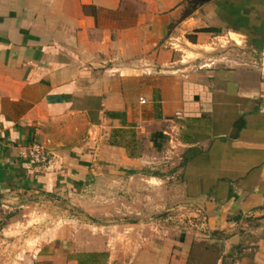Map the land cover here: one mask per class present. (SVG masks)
<instances>
[{
  "label": "crops",
  "instance_id": "obj_1",
  "mask_svg": "<svg viewBox=\"0 0 264 264\" xmlns=\"http://www.w3.org/2000/svg\"><path fill=\"white\" fill-rule=\"evenodd\" d=\"M263 53L264 0H0V264H264ZM51 196L146 231L23 229Z\"/></svg>",
  "mask_w": 264,
  "mask_h": 264
},
{
  "label": "rangeland",
  "instance_id": "obj_2",
  "mask_svg": "<svg viewBox=\"0 0 264 264\" xmlns=\"http://www.w3.org/2000/svg\"><path fill=\"white\" fill-rule=\"evenodd\" d=\"M222 36V37H221ZM219 38H217L214 43L212 44L214 49L212 48H183V54L187 57V64L190 62L194 63H201L205 60V57L201 55H195L193 54V51H199L204 50L206 52H210L211 54H221L223 52L224 47H234L235 44L239 45V38L234 34H221ZM198 56V57H197ZM200 56V57H199ZM197 57V58H196ZM262 70L264 72V53L262 54ZM171 137L169 136L168 141L170 142ZM168 149L171 151L170 155L175 158L177 157V154L175 153L176 147L173 143H168ZM47 201L41 202L39 205V210L35 212L32 216H28L26 218H23L24 224L23 229H30L34 226L36 227H42V226H57L61 222H67L69 220L73 221H81L82 224H88L92 227V231L95 232V235L100 233L104 240L107 241L109 244L111 241V237H118L120 240V251H125L128 241L132 237L140 238V234L142 232H145L143 230H138L137 232L134 229V231H128L129 228H132V223H128L126 220L124 222H119V227L117 226V220L120 218H126L125 215L119 214L117 216L116 214H100V213H94V212H86L83 211L84 207L79 204L78 201L75 200H68L65 199L63 201V198L58 197H49ZM76 202V203H72ZM44 205V206H41ZM93 207V205H92ZM48 211V212H47ZM49 216V218H48ZM96 219H99L101 221H97ZM30 221V225L27 226V222ZM102 225H105L104 227ZM31 226V227H30ZM30 227V228H29ZM148 229L152 232L153 229ZM41 230V228H40ZM91 230V229H90ZM135 235V236H134ZM129 239V240H128ZM132 243V242H131ZM109 246V245H108ZM110 247V246H109Z\"/></svg>",
  "mask_w": 264,
  "mask_h": 264
},
{
  "label": "built area",
  "instance_id": "obj_3",
  "mask_svg": "<svg viewBox=\"0 0 264 264\" xmlns=\"http://www.w3.org/2000/svg\"><path fill=\"white\" fill-rule=\"evenodd\" d=\"M27 152H23L22 156L25 159H29L32 162L40 165H50L51 164V157L50 153L41 145L39 144H32L28 146ZM26 240L24 239L23 245L26 244ZM25 249V247H24ZM19 261H22V259L19 257L17 258Z\"/></svg>",
  "mask_w": 264,
  "mask_h": 264
}]
</instances>
